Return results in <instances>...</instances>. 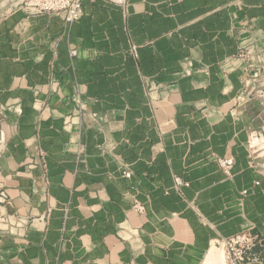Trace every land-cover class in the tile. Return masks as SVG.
Instances as JSON below:
<instances>
[{"label":"crops","instance_id":"crops-1","mask_svg":"<svg viewBox=\"0 0 264 264\" xmlns=\"http://www.w3.org/2000/svg\"><path fill=\"white\" fill-rule=\"evenodd\" d=\"M82 11L0 0V264H264V0Z\"/></svg>","mask_w":264,"mask_h":264},{"label":"built area","instance_id":"built-area-1","mask_svg":"<svg viewBox=\"0 0 264 264\" xmlns=\"http://www.w3.org/2000/svg\"><path fill=\"white\" fill-rule=\"evenodd\" d=\"M82 1L83 0H13L15 6H20L29 15L38 16L42 14H56L62 15L68 23H74L82 17ZM110 3L125 6L127 0H105ZM134 52V48H133ZM252 56L244 51H239L237 59L243 61L246 65L245 72L249 74L252 72L249 65ZM257 72H264V65L256 69ZM0 145L4 148L5 144L0 141ZM28 168H40L45 167L43 159L36 161L34 158L28 159ZM218 163L222 171L227 177H231V171L234 166L233 158H219ZM123 175L126 178H130V171H123ZM188 183L184 182L181 178L175 177L174 186L179 189L181 186H187ZM133 210L138 214H144V207L139 202H135ZM23 225H27L30 222L29 217H19ZM257 239L249 232L244 231L235 236L229 238H219L214 241L215 246L222 251L223 261L222 264H241L245 258L246 251L251 248Z\"/></svg>","mask_w":264,"mask_h":264}]
</instances>
